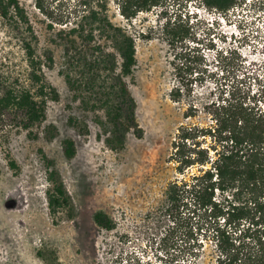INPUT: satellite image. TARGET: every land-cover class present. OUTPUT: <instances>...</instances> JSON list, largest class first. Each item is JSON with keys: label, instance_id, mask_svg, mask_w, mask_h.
<instances>
[{"label": "rangeland", "instance_id": "rangeland-1", "mask_svg": "<svg viewBox=\"0 0 264 264\" xmlns=\"http://www.w3.org/2000/svg\"><path fill=\"white\" fill-rule=\"evenodd\" d=\"M20 1L38 34L39 54L50 50L54 56V66L44 70L60 97L48 102L42 124L26 129L10 119L0 130V264H216L215 245L205 231L194 230L198 240L188 239L198 216L182 207L168 211L169 186L183 177L170 156L181 127L213 124L215 103L230 98L264 110L263 0H245L223 19L198 12L200 1L190 2L185 12L193 38L184 45H173L165 30L179 4L172 1L128 20L117 0H107L112 20L135 36L137 47V64L126 79L143 134L130 131L120 150L108 145L96 121L103 112L84 109L61 73L63 26L49 24L78 0H44L54 17L36 0ZM19 36L0 17L2 78L12 65L27 67ZM250 39H256L255 49L246 51ZM72 116L79 125L70 123ZM82 124L89 134L80 132ZM65 138L76 142L72 159L64 154ZM51 170L58 171L71 199L56 211L47 194ZM99 210L114 220V229L96 223Z\"/></svg>", "mask_w": 264, "mask_h": 264}, {"label": "trees", "instance_id": "trees-1", "mask_svg": "<svg viewBox=\"0 0 264 264\" xmlns=\"http://www.w3.org/2000/svg\"><path fill=\"white\" fill-rule=\"evenodd\" d=\"M117 1L121 15L128 20L142 11L168 7L173 1L180 8L174 17L166 18L169 41L184 45L193 38L185 12L192 0ZM200 1L210 10L227 14L245 0ZM36 4L53 16L44 0H36ZM109 9L107 0H78L72 11L51 18L49 27L63 26L59 32L65 43L61 73L74 98L86 110L103 112V116L97 114L96 121L104 129L108 145L120 150L126 146L130 131L143 134L136 100L126 79L137 64V47L135 36L112 20ZM0 17L20 35L27 64L25 69L12 65L8 74L0 77V130L11 124L10 119L11 125L28 129L42 124L48 102L60 97L44 70L46 66L52 68L55 60L50 50L39 54L38 34L20 0H0ZM190 71L193 73V69ZM197 79L200 76L191 84ZM172 95L179 97L178 93ZM213 107V124L183 126L174 141L170 157L183 177L169 186L168 211H180L182 207L192 218L198 216L197 224L187 232L188 239L198 240L194 230L205 231L214 242L216 264H264V110L230 98ZM70 123L79 125L73 116ZM78 127L81 133L89 134L86 124ZM62 144L66 157H75V140L65 138ZM194 167L196 172L186 173ZM49 179L53 187L48 190V202L56 211L71 199L57 170L49 172ZM94 220L107 230L116 225L103 210L95 212Z\"/></svg>", "mask_w": 264, "mask_h": 264}, {"label": "built area", "instance_id": "built-area-1", "mask_svg": "<svg viewBox=\"0 0 264 264\" xmlns=\"http://www.w3.org/2000/svg\"><path fill=\"white\" fill-rule=\"evenodd\" d=\"M194 0H192V1H190V2H193ZM197 1H200V0H197ZM189 2V3H190ZM188 3V4H189ZM238 7H240V5L239 6H237L236 8H234L233 10H235V9H237ZM197 11L198 12H204V13H206V15H208V16H211V17H213V16H218V18H225V16H227V14L228 13H230V12H228L227 14H224V13H222V12H218V11H216V10H210L209 8H207V6H205L203 3H201V1H200V5L197 7ZM235 27H237V26H235ZM247 29V28H246ZM247 32L245 33L246 35H248V37H251V33H250V31H248V29L246 30ZM256 38V37H255ZM235 42L237 43V40H235ZM254 43H256V39L253 41V40H249L245 45H244V49L246 50V51H248V50H254L255 49V44Z\"/></svg>", "mask_w": 264, "mask_h": 264}]
</instances>
